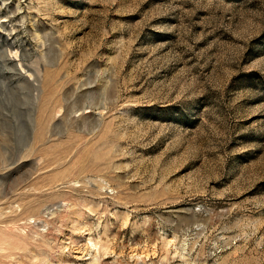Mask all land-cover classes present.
<instances>
[{"label":"rangeland","instance_id":"obj_1","mask_svg":"<svg viewBox=\"0 0 264 264\" xmlns=\"http://www.w3.org/2000/svg\"><path fill=\"white\" fill-rule=\"evenodd\" d=\"M0 264H264V0H0Z\"/></svg>","mask_w":264,"mask_h":264},{"label":"bare ground","instance_id":"obj_2","mask_svg":"<svg viewBox=\"0 0 264 264\" xmlns=\"http://www.w3.org/2000/svg\"><path fill=\"white\" fill-rule=\"evenodd\" d=\"M12 56V55H11Z\"/></svg>","mask_w":264,"mask_h":264}]
</instances>
